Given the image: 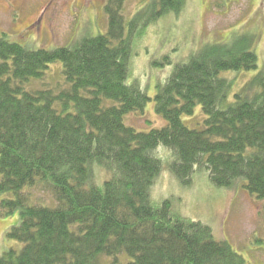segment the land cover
I'll use <instances>...</instances> for the list:
<instances>
[{
	"label": "trees",
	"instance_id": "16d2710c",
	"mask_svg": "<svg viewBox=\"0 0 264 264\" xmlns=\"http://www.w3.org/2000/svg\"><path fill=\"white\" fill-rule=\"evenodd\" d=\"M184 3L159 0L127 22L125 0H107L106 33L53 49L0 34V209L18 211L7 238L21 243L0 264L244 263L211 226L179 215L168 199L155 203L152 189L165 169L186 187L207 172L217 187L243 186L264 200V71L234 92L230 75L256 70V53L239 42L206 44L158 85L165 127L143 132L125 123L152 100L129 82L134 41L150 16ZM58 62L65 86L46 85ZM198 105L200 129L183 120ZM38 187L53 203L35 198Z\"/></svg>",
	"mask_w": 264,
	"mask_h": 264
},
{
	"label": "rangeland",
	"instance_id": "374dc122",
	"mask_svg": "<svg viewBox=\"0 0 264 264\" xmlns=\"http://www.w3.org/2000/svg\"><path fill=\"white\" fill-rule=\"evenodd\" d=\"M158 1L125 0L126 21L138 14L141 17L147 6ZM106 3L107 0H0V34L34 49L70 45L84 35L106 33ZM145 26L144 34L134 41L129 82H140L152 100L144 115H130V121L128 115L125 120L138 131L149 132L167 125L156 112L158 85L169 77L176 64L187 62L208 43H244L258 56L256 70L230 74L235 78L233 92L264 71V0H185L180 10L156 20L150 16ZM166 57L171 64H156L164 63ZM33 83L35 87L65 86L61 63L50 67L45 84L39 80ZM205 118L198 105L193 117L184 116L183 120L200 129ZM164 150V156L170 160L171 152ZM34 196L53 203L51 194L43 188H36ZM152 197L155 203L168 199L179 215L211 226L215 238L231 243L243 257V264H264V243H258L264 242V200L251 195L243 186L217 187L210 182L207 172H198L193 184L186 187L165 169L152 189ZM18 219V211L3 216L0 209V255L10 247L20 248L21 243L7 238L8 230Z\"/></svg>",
	"mask_w": 264,
	"mask_h": 264
}]
</instances>
